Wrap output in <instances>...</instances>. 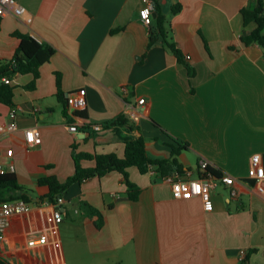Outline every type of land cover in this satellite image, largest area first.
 <instances>
[{"label":"crops","instance_id":"crops-1","mask_svg":"<svg viewBox=\"0 0 264 264\" xmlns=\"http://www.w3.org/2000/svg\"><path fill=\"white\" fill-rule=\"evenodd\" d=\"M17 1L32 21L2 17L0 60L18 49L15 31L49 42L55 53L41 66L34 87L32 73L12 78L14 107L0 102V123L11 120L13 109L18 123L14 132L0 133V155L15 163L19 182L35 195L29 213L12 216L0 256L10 264H242L249 252L248 264H264V193L248 176L254 154H261L264 164V49L240 40L245 29L256 26L245 27L241 11L258 1L159 0L174 39L196 70L193 76L162 39L148 49L156 17L151 25L141 20L144 0ZM176 3L182 9L173 14ZM116 28L121 30L113 32ZM58 74L65 97L86 89L85 108L73 110L59 100ZM123 113L137 130L103 127ZM72 124L78 125L76 132L69 129ZM30 127L41 130V144L28 145ZM126 134L143 135L154 158L171 156L173 138L188 142L179 155L188 168L182 176L200 177L199 164L206 159L234 176L237 194L219 182L212 190L214 209L206 211L199 197L176 199L171 176L131 166L130 179L141 187L138 200L129 198L124 176L116 170L75 183L63 195L64 219L54 233L55 207L39 201L48 188L38 179L72 176L73 145L77 152L124 156L121 136ZM9 147L12 158L6 155ZM81 163L91 167L95 161ZM83 200L104 213L101 228L83 215ZM67 221L65 229L79 243L76 261H69L64 247L61 226ZM47 232L48 242L28 244Z\"/></svg>","mask_w":264,"mask_h":264},{"label":"trees","instance_id":"trees-1","mask_svg":"<svg viewBox=\"0 0 264 264\" xmlns=\"http://www.w3.org/2000/svg\"><path fill=\"white\" fill-rule=\"evenodd\" d=\"M258 4L253 9L244 7L242 15L244 26L255 23V28L251 30H244L240 40L246 46L252 44H259L264 49V0H257ZM155 12L157 16L155 27L150 30V39L148 49L155 45L160 39L163 43L174 53L177 57L178 63L188 69L189 75L193 76L196 70L191 66L185 54L180 49L178 43L172 35L170 21L163 10V6L159 0H154ZM182 9L180 3H176L172 7V13L176 14ZM2 17L0 16V24ZM121 28H116L113 32L119 31ZM14 36L19 38V47L14 56L10 59L0 60V102H3L11 107H14V87L3 81L4 77L13 78L16 74L32 73L34 75V82L30 87L36 85V80L40 77V68L43 64L50 61L55 53V47L49 42H40L29 33L15 31ZM205 40L206 47L208 43ZM58 93L57 96L64 104L68 103L67 97L61 89V78L58 74L57 77ZM154 124L159 125L156 121ZM104 128L125 127L127 131L133 132L138 129V126L127 114H119L116 117L104 122ZM125 143L124 156H119L117 153H88L77 152L76 145H73V157L75 160V173L61 181L56 175H48L38 179L39 186L48 188V192L39 195V201L56 204L60 211L65 214L61 208L62 204L58 205V200L62 197L71 185L75 183H82L83 181L93 177H103L110 171L116 170L123 174L125 183L127 184V194L133 201L138 200L141 187L132 182L129 176V167L137 166L142 173L148 172L150 169L155 168L162 176H172L174 174L182 175L187 172L183 163L179 160V155L182 150L187 149L188 142L180 139L173 138L171 156L168 158H154L147 152L146 138L143 135L136 136L133 134H126L121 136ZM94 160L95 164L91 167H84L81 163L82 160ZM222 174L213 166H208L204 170L200 167V176L219 177ZM35 198L34 191L26 188L19 182V178L15 172H8L0 174V203L9 202L16 199H24L33 203ZM79 207L83 210V215L93 220L97 228H101L105 223L104 213L97 207L89 202L83 200L79 202ZM256 250V249H253ZM249 252L242 260V264H248ZM0 264H10L7 260L0 256Z\"/></svg>","mask_w":264,"mask_h":264},{"label":"built area","instance_id":"built-area-1","mask_svg":"<svg viewBox=\"0 0 264 264\" xmlns=\"http://www.w3.org/2000/svg\"><path fill=\"white\" fill-rule=\"evenodd\" d=\"M154 0H144V5L140 9V18L146 25H151L153 22V11H154ZM7 15H13L25 23H31L32 16L27 14V9L25 6L20 4L17 0H0V16L4 17ZM189 58V56H187ZM3 81L7 84L12 83V79L9 77H4ZM68 105L73 109L85 108L88 104L87 101V91L86 89H80L73 91L67 96ZM145 98L139 99V103H145ZM16 110L11 111V120L6 124L0 123V133L8 132L12 133L18 129V123L16 120ZM132 118L137 120L138 115L132 114ZM97 130H101L102 127L99 125L95 126ZM69 129L76 132L79 128L77 124H72ZM26 141L28 145L34 146L42 143L43 137L41 130L38 127H30L25 130ZM6 155L8 158L14 156V149L9 147L6 150ZM199 166L202 170L210 166L208 160L203 159L200 161ZM16 165L14 162H5L3 157L0 155V174H5L8 172H15ZM248 176L255 182V187L257 192L260 194L264 193V164L262 162L261 154H254L251 159V164L248 170ZM172 181V191L173 196L176 199H189L193 197H199L203 201V206L206 211H212L214 209V199L212 190L216 185L221 182L229 187H231V194L236 195L237 191L235 189L236 179L234 176L229 174H221L219 177L208 176V177H198V178H188L179 174H174L169 177ZM48 203V202H46ZM64 203V196L60 197L58 200V205ZM51 204V203H49ZM54 213L52 215V226L51 230L56 233L58 231L59 224L64 219V214L60 211L56 204ZM33 204L24 200L16 199L9 202L0 203V245L5 240V233L10 225L11 218L14 214H26L32 210ZM50 234L43 233L38 238H34L29 241V245L42 244L50 240ZM57 239L55 240V243Z\"/></svg>","mask_w":264,"mask_h":264},{"label":"rangeland","instance_id":"rangeland-1","mask_svg":"<svg viewBox=\"0 0 264 264\" xmlns=\"http://www.w3.org/2000/svg\"><path fill=\"white\" fill-rule=\"evenodd\" d=\"M69 222L71 221H67V223H64L61 226V229L63 232L64 247H65V251L68 256L69 261L70 259H72L73 261H76V255H77L76 248L79 246V243L77 242L76 235L74 233H71L70 228L67 230L65 229L66 228L65 226L67 224L68 225L70 224Z\"/></svg>","mask_w":264,"mask_h":264},{"label":"water","instance_id":"water-1","mask_svg":"<svg viewBox=\"0 0 264 264\" xmlns=\"http://www.w3.org/2000/svg\"><path fill=\"white\" fill-rule=\"evenodd\" d=\"M153 16L156 17L157 16V12L154 11L153 12Z\"/></svg>","mask_w":264,"mask_h":264}]
</instances>
